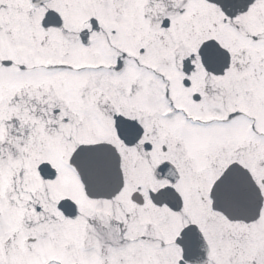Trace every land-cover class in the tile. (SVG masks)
<instances>
[{
    "label": "snow or ice",
    "instance_id": "obj_1",
    "mask_svg": "<svg viewBox=\"0 0 264 264\" xmlns=\"http://www.w3.org/2000/svg\"><path fill=\"white\" fill-rule=\"evenodd\" d=\"M0 264H264V0H0Z\"/></svg>",
    "mask_w": 264,
    "mask_h": 264
}]
</instances>
